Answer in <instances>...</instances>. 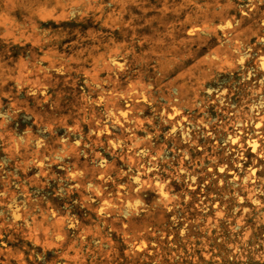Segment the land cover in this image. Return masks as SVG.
Segmentation results:
<instances>
[{
	"label": "rangeland",
	"instance_id": "1",
	"mask_svg": "<svg viewBox=\"0 0 264 264\" xmlns=\"http://www.w3.org/2000/svg\"><path fill=\"white\" fill-rule=\"evenodd\" d=\"M0 264H264V0H0Z\"/></svg>",
	"mask_w": 264,
	"mask_h": 264
}]
</instances>
